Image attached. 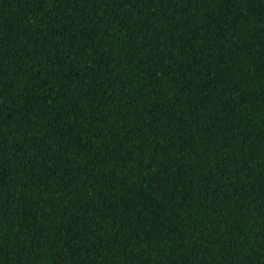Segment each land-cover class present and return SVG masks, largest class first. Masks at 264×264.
Returning a JSON list of instances; mask_svg holds the SVG:
<instances>
[{
  "label": "trees",
  "instance_id": "trees-1",
  "mask_svg": "<svg viewBox=\"0 0 264 264\" xmlns=\"http://www.w3.org/2000/svg\"><path fill=\"white\" fill-rule=\"evenodd\" d=\"M0 264H264V0H0Z\"/></svg>",
  "mask_w": 264,
  "mask_h": 264
}]
</instances>
